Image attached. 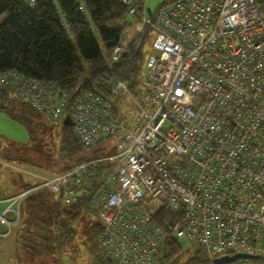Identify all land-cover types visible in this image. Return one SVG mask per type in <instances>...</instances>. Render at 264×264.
<instances>
[{"label": "built area", "instance_id": "obj_1", "mask_svg": "<svg viewBox=\"0 0 264 264\" xmlns=\"http://www.w3.org/2000/svg\"><path fill=\"white\" fill-rule=\"evenodd\" d=\"M121 1L154 50L133 89L113 76L107 95H71L57 81L0 70V88L55 124L69 115L82 146L110 148L0 199V234L29 192L48 187L99 218L104 254L117 264H170L186 248L264 264V0H166L155 11L144 1L141 14L139 0ZM124 38L103 47L110 62L122 59ZM123 91L128 115L116 106ZM0 167L22 171L1 159Z\"/></svg>", "mask_w": 264, "mask_h": 264}, {"label": "trees", "instance_id": "obj_2", "mask_svg": "<svg viewBox=\"0 0 264 264\" xmlns=\"http://www.w3.org/2000/svg\"><path fill=\"white\" fill-rule=\"evenodd\" d=\"M139 1L141 5L145 0ZM138 17L139 14H129L128 5L121 0H33L32 7L20 0H0V70L16 69L41 79L57 81L71 95L82 89L107 95L113 76L128 80L133 89L134 77L139 74L133 62L140 56L145 38L136 34L131 36L122 59L117 63L110 62L107 55L103 54L100 43L110 51L116 44L125 41L124 36L129 35ZM59 124L57 142L52 151H46L50 153L46 158L47 166L40 170L34 169L36 172L30 176L19 172L21 184L16 193L38 186L42 182L41 176H55L110 152V148L86 152L88 148L78 142L72 125ZM23 164L31 166L29 162ZM36 166L39 167L37 163L34 164ZM25 176L31 181H27ZM12 195L3 192L0 199ZM19 210V220L8 234L16 226L20 230L24 212L29 214L35 229L36 226L51 222L53 217L55 230L62 243L67 234L62 215L66 213L75 220L83 211L81 203L66 205L59 194L48 187L29 192ZM2 227L4 231L7 230L5 226ZM92 228L99 236L102 226L96 224ZM173 252H177V247H174L171 255ZM61 261L56 264H63ZM190 264L212 263L209 258L195 256Z\"/></svg>", "mask_w": 264, "mask_h": 264}, {"label": "rangeland", "instance_id": "obj_3", "mask_svg": "<svg viewBox=\"0 0 264 264\" xmlns=\"http://www.w3.org/2000/svg\"><path fill=\"white\" fill-rule=\"evenodd\" d=\"M164 1L166 0H145V4L147 8L155 11ZM128 33L130 37L134 35L132 29ZM151 42L152 37L148 33L141 47L140 56L133 62V66L138 67V72L143 77L147 76L146 59L154 52ZM74 45L78 51L75 42ZM100 47L103 49L101 43ZM82 63L85 65L83 58ZM116 106L119 112L131 114L133 100L130 93L127 91L119 93ZM60 127V124H55L47 114L32 109L9 89L0 90V159L22 168V171H19L10 167H0L2 190L0 194L4 192L7 195H14L19 191L21 184L19 172L30 176L36 170L47 166L46 158L50 153L46 151L53 150L58 138L56 131ZM108 145L107 141L103 140L95 148H88L86 152L90 153L99 148L104 150ZM23 162H29L33 167H26ZM35 163L39 167H34ZM25 177L27 181H31V178ZM61 219L67 229L64 243L57 235L53 217L51 222L36 226L35 229L29 214L23 212L21 228L17 235L14 236L13 233L9 240L3 242L6 244H0V264H56L59 260H62L63 264H117L107 259L99 237L93 232L92 226L101 225L96 215L81 211L75 220L66 213ZM195 256L205 257L196 255L191 249L186 248L174 257L170 264H190Z\"/></svg>", "mask_w": 264, "mask_h": 264}, {"label": "water", "instance_id": "obj_4", "mask_svg": "<svg viewBox=\"0 0 264 264\" xmlns=\"http://www.w3.org/2000/svg\"><path fill=\"white\" fill-rule=\"evenodd\" d=\"M64 124L65 125H72L73 124L72 119H71V117L69 115H66L65 116V118H64ZM239 256H241V255L222 256V257L215 258L212 261H213V264H226V263H229V262L234 261ZM243 256H246V255H243ZM107 259L109 261H112L110 258H107Z\"/></svg>", "mask_w": 264, "mask_h": 264}, {"label": "crops", "instance_id": "obj_5", "mask_svg": "<svg viewBox=\"0 0 264 264\" xmlns=\"http://www.w3.org/2000/svg\"><path fill=\"white\" fill-rule=\"evenodd\" d=\"M4 230H5L4 227H2L0 231L3 233ZM18 230H19V229H18V226H16V227L13 228V231H12L10 234H8V235H1V234H0V244H6V243H3V242L9 240L10 236H11L13 233H14V236H16L17 233L19 232Z\"/></svg>", "mask_w": 264, "mask_h": 264}]
</instances>
